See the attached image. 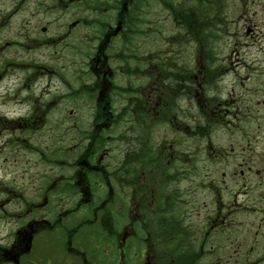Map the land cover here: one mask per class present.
<instances>
[{"label":"flooded vegetation","instance_id":"af4514ba","mask_svg":"<svg viewBox=\"0 0 264 264\" xmlns=\"http://www.w3.org/2000/svg\"><path fill=\"white\" fill-rule=\"evenodd\" d=\"M3 1L0 0L1 24L26 2L33 1L37 8L49 7L46 0H15L16 8L7 14ZM52 1L66 8L70 2H84ZM101 1L118 6L106 20L97 21L99 32L93 72L105 90L100 91V100L109 105L102 112L107 121L103 127H94L98 133L88 138L89 142L80 148L78 155H73L75 160L71 166L67 165L62 173L51 174L37 187L40 199L44 200L41 206L48 205L55 197L69 199L63 203L50 201L47 219H35L20 229L12 242L15 253L8 263L2 264H214L215 235L224 236L225 248L238 243L235 254L227 251L222 255L224 264H264V101L258 100L254 111L245 110V102L235 111H224L220 107L222 102L214 108L208 103L202 104L200 99L204 93L193 83L178 93L177 89L162 90L164 87L154 81L140 98L139 106L138 101L131 105V114L141 125L136 126V121L128 125L126 130L131 136L126 137L127 146L112 154L117 148H111L110 144L119 141V136L112 138L101 132L116 125L111 111L112 94L116 91L113 84L116 78L123 82L132 78L128 62L115 59L112 63L111 55H129L137 48L131 40L133 16L122 13L133 0ZM41 12L45 11H36L34 17ZM83 22H86L83 17L68 20L67 32L79 30ZM39 29L45 32L47 27ZM149 69H143L141 74L146 76ZM130 89L126 86L125 93ZM177 95L197 108L200 105L202 116L194 114L189 124H182L176 119H180L179 113H175L174 126L161 129L160 119L169 104L168 98L175 99ZM245 123L253 124L250 134L236 125ZM221 127L226 132L218 143L226 142L214 144L212 134ZM160 130L164 134L171 132L174 137L172 141L162 138L156 146L153 137ZM136 131L142 132L141 138L133 136ZM184 131L190 136L187 148L180 144L179 135ZM203 137L207 139L208 153ZM187 154V167L182 168L181 161ZM224 157L235 161L232 173H223L228 187L223 192V187L214 184L218 179L211 181L207 186L211 200L202 201L199 191L204 185L202 177H198L200 164L218 162ZM186 171L191 181L183 187L181 182ZM201 210H205L204 216L197 223ZM256 243H259L258 254ZM1 249L4 255L6 249Z\"/></svg>","mask_w":264,"mask_h":264},{"label":"rangeland","instance_id":"374dc122","mask_svg":"<svg viewBox=\"0 0 264 264\" xmlns=\"http://www.w3.org/2000/svg\"><path fill=\"white\" fill-rule=\"evenodd\" d=\"M95 1L71 3L68 8L56 6L52 0H46L49 7L37 8L32 1L19 7L13 17L7 15L5 22L0 24V264L8 263L12 258L15 253L11 249L12 242L28 220L31 219L30 223L35 219H47L50 201H58L56 197L51 199L43 211L27 205L28 202H41L40 188L37 187L49 174L66 170L52 165L51 160L73 163V155H78L81 147L77 144L78 138L87 133L89 135L82 143L89 142L88 136L98 132L94 127L95 121L99 122V111L109 106L100 100V91L104 93L105 90L93 72L95 34L99 28L94 18L100 16L101 20H106L114 12L95 11ZM206 2L197 0L184 4L202 9H196L194 19L200 20L197 24L208 20L206 28L199 27L203 36L196 38V28L195 35L187 38L189 33L184 31L187 28H183V23L156 0H148L144 6L139 2L134 8L139 22L134 24L137 33L131 38L133 47L137 48L131 53L132 63H128L133 70V73L129 71L133 74L130 76L132 80L127 78L123 82L116 78L113 84L116 91L112 94L110 89L107 90L113 97V121H120V125L107 131L112 138L119 136V141L110 144L111 148H117L112 154L127 146L126 137H130L131 132L126 127L133 121L136 126L141 125L142 122L131 114V105L138 101L139 106L140 98L154 81L164 87L162 90L177 89L178 93L193 83L200 93H204L200 99L202 104L208 103L214 108L222 102L223 105L219 106L224 111H235L244 102L245 110L254 111L257 101H264V0H214L211 5ZM14 3L15 0H4L2 7L8 12L16 8ZM41 10L45 12L34 17L36 11ZM73 17H84L86 22L79 30L67 32L68 20ZM39 27H49L48 33H42ZM60 29L66 30L59 33ZM52 36L56 37L52 39ZM138 57H146L149 65L141 64ZM145 68H150L146 76L139 71ZM126 86L131 88L128 90L130 94L125 93ZM168 101L160 119L161 129L174 126L175 113H179L180 119H176L182 124H189L194 114L199 118L202 116L200 105L197 108L184 97L177 95ZM128 109L130 112L126 113ZM101 121H107L106 117L103 116ZM198 123L202 125L201 121ZM236 125L242 131L252 132L253 124ZM163 131L154 134V145L158 146L162 138L173 140L171 132L164 134ZM225 132L222 127L216 130L212 142L223 145L226 140L222 144L218 142L225 137ZM133 136L141 138L142 132L136 131ZM179 136L180 144L187 148L189 134L184 131ZM202 143L208 153L205 137ZM72 144L78 145L76 151L71 150ZM122 152L124 154L125 150ZM229 157L200 164L198 177H202L204 185L199 191L202 201L211 200L207 190L211 181L218 179L220 185L218 182L214 184L226 191L227 178L223 173H232L235 168V161ZM187 162L188 154L181 161V167H187ZM182 178L181 185L187 187L191 181L189 171ZM67 199L63 197L60 203ZM36 206L40 207L38 203ZM204 212L200 211L197 223ZM223 237L214 236V264H224L220 259L222 255L227 251L235 254L239 249L237 242L231 243L230 249L225 248ZM2 247L10 248L11 252L1 255ZM258 249L259 243H256L257 254Z\"/></svg>","mask_w":264,"mask_h":264},{"label":"trees","instance_id":"16d2710c","mask_svg":"<svg viewBox=\"0 0 264 264\" xmlns=\"http://www.w3.org/2000/svg\"><path fill=\"white\" fill-rule=\"evenodd\" d=\"M90 1H92V0H88V2H90ZM158 1H161V3L166 7V9L171 11V13L174 15V17L178 21L185 24L187 29L189 30V32L192 33L193 35L195 34L194 29L196 28L197 33H196L195 38L197 36H203V34L199 31V27L206 28L208 23L207 22H201L198 24L195 23L194 18H193V13H194L193 8H190L188 10L187 6L186 7L178 6L177 5L179 3L178 0H158ZM135 7H137V6H134V8Z\"/></svg>","mask_w":264,"mask_h":264}]
</instances>
